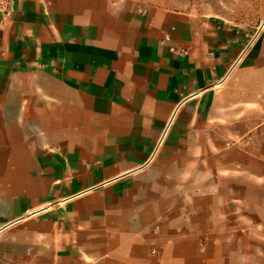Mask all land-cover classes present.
I'll list each match as a JSON object with an SVG mask.
<instances>
[{"label": "crops", "instance_id": "1", "mask_svg": "<svg viewBox=\"0 0 264 264\" xmlns=\"http://www.w3.org/2000/svg\"><path fill=\"white\" fill-rule=\"evenodd\" d=\"M241 2L0 5V264H264V0Z\"/></svg>", "mask_w": 264, "mask_h": 264}, {"label": "rangeland", "instance_id": "2", "mask_svg": "<svg viewBox=\"0 0 264 264\" xmlns=\"http://www.w3.org/2000/svg\"><path fill=\"white\" fill-rule=\"evenodd\" d=\"M189 1H197V0H189ZM243 2H241L242 4H249V2H254L255 0H242ZM263 1V0H262ZM243 18H245L247 22H245V25H248V26H256V22H254V18L252 16H244Z\"/></svg>", "mask_w": 264, "mask_h": 264}, {"label": "built area", "instance_id": "3", "mask_svg": "<svg viewBox=\"0 0 264 264\" xmlns=\"http://www.w3.org/2000/svg\"><path fill=\"white\" fill-rule=\"evenodd\" d=\"M11 0H0V5H7Z\"/></svg>", "mask_w": 264, "mask_h": 264}]
</instances>
